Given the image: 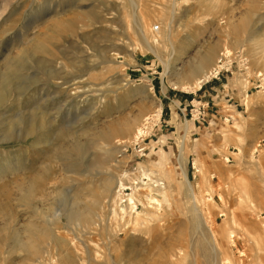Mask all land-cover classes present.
<instances>
[{"label": "rangeland", "instance_id": "rangeland-1", "mask_svg": "<svg viewBox=\"0 0 264 264\" xmlns=\"http://www.w3.org/2000/svg\"><path fill=\"white\" fill-rule=\"evenodd\" d=\"M202 66L215 91L176 86ZM163 80L197 100L163 107ZM229 261L264 264V0H0V264Z\"/></svg>", "mask_w": 264, "mask_h": 264}, {"label": "bare ground", "instance_id": "bare-ground-1", "mask_svg": "<svg viewBox=\"0 0 264 264\" xmlns=\"http://www.w3.org/2000/svg\"><path fill=\"white\" fill-rule=\"evenodd\" d=\"M143 32V31H142ZM144 33V32H143ZM145 34V33H144ZM145 37H147V36H144V38ZM156 39V38H155ZM145 40V42H146V44H147V47L149 48V49H151L152 51H153V53H155L154 52V48H153V45L151 44V43H154V42H156V40L153 42H150V40H148L147 38H145L144 39ZM155 45V44H154ZM156 55V54H155ZM109 62H111V63H117L118 61H114V60H108ZM223 66V65H222ZM169 67V66H168ZM219 67H221V66H219ZM217 70H216V68H213V69H204V66H202V68H201V72L198 74V76L195 78V80L193 81V82H191V83H175L176 84V86H181L182 85V87L184 88V89H194V88H198L199 86H200V84H201V82L202 81H204L205 79H207V77H209V75L210 74H212V73H215ZM168 72V71H167ZM259 75V74H258ZM211 76V75H210ZM260 76V75H259ZM6 77V76H5ZM8 77V76H7ZM5 81V80H4ZM126 84V83H125ZM195 90V89H194ZM161 111V104H160V106H159V108L156 110V112H158L159 114L161 113L160 112ZM158 115V114H157ZM149 118L147 117L146 119H145V122H144V125H143V128H140V127H137V129L135 130V139L134 140H137L138 138H139V135L141 136L143 133H145L146 131L144 130V127H145V125L147 124V120H148ZM127 128V127H126ZM127 130H129L130 131V127L127 129ZM110 134V133H109ZM224 135V134H223ZM106 136V138H107V135H105ZM227 136V135H226ZM109 139V138H108ZM121 142H119V143H117V144H120ZM130 143V142H129ZM96 144H98V143H96ZM106 142H100L98 145H95L96 147H98V148H100L99 150H101L102 152H103V150H104V154H102L101 156H96L97 158H95V160L91 163V165H90V168H91V170L93 169V170H95L96 168L98 169H104V168H107L106 167V163H107V161L113 156V147H111V148H109L108 149V146H106ZM92 146V145H91ZM115 146H117V145H115ZM115 148V147H114ZM117 148H119V146H117L116 147V149ZM182 148H183V146H182ZM120 149V148H119ZM114 152H115V150H114ZM105 170V169H104ZM145 175V177H147L148 179H146L147 181H149V183H148V185H149V191H148V193H147V195L145 196L146 197V201H145V205L146 206H148V207H155L156 206V204H158L157 203V201L156 200H158L157 199V197L156 196H154L153 195V192H155V194H157L158 196H160L159 195V191H158V188H162L163 186H164V184H163V182H157L156 180H152V178H150L149 177V174H144ZM114 177V176H113ZM159 178V177H158ZM120 180H117V182H116V186H117V184H118V188L117 189H115V193H114V196H112L113 198H112V203L115 205V202H117L118 204H117V207H118V209L121 211V213L122 214H127L128 215V218L130 217V215H132V217H133V219H135V220H137V222H138V220H140V217H143L144 216V210H137L136 209V201L135 200H132V199H130V194H128V197H126V199H125V194L123 193V190L125 189V185H124V183L122 182V180H121V178H119ZM160 179V178H159ZM108 182V181H107ZM145 184H146V182H145ZM138 181H135L134 182V186H133V188L135 189V188H139L138 187ZM127 186V185H126ZM150 186H154V187H156V188H152V187H150ZM109 187V186H108ZM190 188H191V190H194V188H193V185L192 184H190ZM144 190V189H143ZM193 196H196V194L193 192ZM123 197H124V199L126 200V203H124L125 205H122V203L120 202L122 199H123ZM136 198V197H135ZM159 201V200H158ZM160 202V201H159ZM112 204V205H113ZM113 205V206H114ZM110 206V205H109ZM127 207H129V210H126L127 209ZM110 210H111V208H110ZM112 211H113V214H115V207H113L112 208ZM111 211V212H112ZM85 213H87V212H85ZM149 213V212H148ZM85 216V215H84ZM148 217L150 218V217H152V215H148ZM77 222H79L80 223V221L81 220H83V215L81 214V215H77V217H76V219H75ZM144 222V221H143ZM198 222L200 223V218L198 217ZM211 237H212V241H211V243H209V245L211 246V247H213V248H211V250L212 251H215V250H217V244L218 243H220V240H219V238H218V235L216 234V233H214V231L212 230L211 231ZM219 249V248H218ZM215 253V252H214ZM213 253V254H214ZM227 264H232V262L231 261H229V262H227Z\"/></svg>", "mask_w": 264, "mask_h": 264}, {"label": "crops", "instance_id": "crops-1", "mask_svg": "<svg viewBox=\"0 0 264 264\" xmlns=\"http://www.w3.org/2000/svg\"><path fill=\"white\" fill-rule=\"evenodd\" d=\"M218 80H220V76H213L210 77L209 79H205L204 82H202V84L197 88V90L203 88V95L206 96V94H210V90L211 91H215V83L218 82ZM176 87L174 85H171L167 82V80H163V83H161L160 87H159V95L161 96V102L162 101H167L169 102V106H166L167 108H170V103H173L174 105H176V109L177 110H181L182 112V108H180V106L182 104H184V107L188 106L190 104V102H193L194 100L196 101V93L191 91V90H179V91H172L173 89H175ZM171 92V93H170ZM209 99L211 98L210 96H207ZM176 101H178L179 104H176ZM162 106L165 107L164 103L162 102ZM171 115V111H169V116ZM189 129V125H185L184 129L182 131V134L185 136L186 135V131ZM184 146V145H182ZM182 146L180 147L182 150ZM160 156L159 159V163H163L165 160V153L162 152V154H156ZM198 159L194 158V161ZM187 158H186V154L185 152H182L179 150V155L174 159V165L172 166L173 171H169L167 174L168 179H172V172H182L185 176V171H186V164Z\"/></svg>", "mask_w": 264, "mask_h": 264}, {"label": "built area", "instance_id": "built-area-1", "mask_svg": "<svg viewBox=\"0 0 264 264\" xmlns=\"http://www.w3.org/2000/svg\"><path fill=\"white\" fill-rule=\"evenodd\" d=\"M222 57H225V55H223V54H221V57H219V59H218V62H221L222 61ZM219 71H216L215 73H218ZM136 207V206H135Z\"/></svg>", "mask_w": 264, "mask_h": 264}]
</instances>
